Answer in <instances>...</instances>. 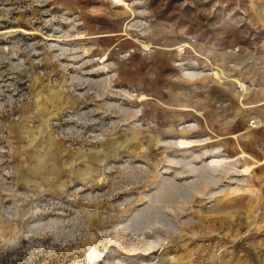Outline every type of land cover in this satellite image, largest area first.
Returning a JSON list of instances; mask_svg holds the SVG:
<instances>
[{
  "label": "rangeland",
  "instance_id": "1",
  "mask_svg": "<svg viewBox=\"0 0 264 264\" xmlns=\"http://www.w3.org/2000/svg\"><path fill=\"white\" fill-rule=\"evenodd\" d=\"M253 116L264 0H0V264H264Z\"/></svg>",
  "mask_w": 264,
  "mask_h": 264
},
{
  "label": "bare ground",
  "instance_id": "2",
  "mask_svg": "<svg viewBox=\"0 0 264 264\" xmlns=\"http://www.w3.org/2000/svg\"><path fill=\"white\" fill-rule=\"evenodd\" d=\"M115 1H120V0H115ZM143 48H149L148 45H142ZM105 57L102 58V60H104ZM212 74L214 75L215 78H217L220 81H232L234 83H236L238 89L241 91V93L244 95L250 88H252L251 84H247L246 82L239 80L238 78H234V77H229L224 75V73H220L219 71H217L215 68L212 70ZM150 96H147L145 94H141V100L143 98H148ZM262 104V103H260ZM259 117V116H256ZM262 122L261 127L264 125V120L262 119V117L259 118ZM260 128V127H259ZM247 131H242L241 134H245ZM221 138V137H218ZM200 141H196L193 140L191 138H187L184 136H181L179 138H177L176 140H174V146L178 147L180 150H187L195 145H197ZM238 157H248L251 158V156L246 153V152H241L238 156H221L218 154H211L209 157L207 158H203V161H206L207 164H210L211 166L214 167H219L221 164H231L232 162L236 161ZM260 163H264V160L260 161ZM254 168V165H247V166H243L242 167V172L244 174H249L252 169Z\"/></svg>",
  "mask_w": 264,
  "mask_h": 264
},
{
  "label": "built area",
  "instance_id": "3",
  "mask_svg": "<svg viewBox=\"0 0 264 264\" xmlns=\"http://www.w3.org/2000/svg\"><path fill=\"white\" fill-rule=\"evenodd\" d=\"M261 125H262L261 120H260L258 117H256V116H253V117L249 120V127H250L251 129H257V128L261 127Z\"/></svg>",
  "mask_w": 264,
  "mask_h": 264
}]
</instances>
